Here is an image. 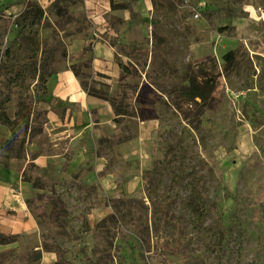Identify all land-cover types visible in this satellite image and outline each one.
Masks as SVG:
<instances>
[{"label": "rangeland", "instance_id": "obj_1", "mask_svg": "<svg viewBox=\"0 0 264 264\" xmlns=\"http://www.w3.org/2000/svg\"><path fill=\"white\" fill-rule=\"evenodd\" d=\"M84 6L0 0V100L25 140L19 153L0 149V162L24 167L28 200L44 203L53 225L42 237L0 236V264H38V244L57 264H264V0H152L145 9L131 0L102 12L111 32L94 28ZM96 39L126 71L93 69ZM66 68L124 112L113 114L118 132L106 124L96 140L104 167L68 172L59 131H36L38 112L68 104L49 95ZM205 77L213 99L186 118L177 96ZM149 118L157 129L143 136ZM11 137L3 124L0 139Z\"/></svg>", "mask_w": 264, "mask_h": 264}, {"label": "crops", "instance_id": "obj_2", "mask_svg": "<svg viewBox=\"0 0 264 264\" xmlns=\"http://www.w3.org/2000/svg\"><path fill=\"white\" fill-rule=\"evenodd\" d=\"M129 1L131 0H84V7L90 14L94 28L101 32H111V23L102 12L112 11L114 10L112 5ZM138 2L139 6L145 9L151 5L152 0ZM93 43V69L96 72L118 76L120 64H125L126 60L122 58L119 60L114 48L105 39H96ZM49 87V95L57 99L59 105L68 103L65 105L68 107L61 109L56 105L47 107L48 121L45 125V128H56L60 134L59 138L64 139L63 152L70 159L67 165L68 172L80 170L86 161L94 163L96 168L104 167L106 159L97 155L94 146L96 140L106 134V129L103 128L106 124L113 133L118 132L114 129L117 125L112 104L109 100L89 94L82 86L78 75L70 68L52 76ZM94 112L99 118H95ZM157 125V118L145 120L141 125L142 135L147 136L157 129ZM2 128L0 122V131ZM34 158L38 163L45 164L48 157L39 154ZM11 160L15 161L14 158ZM23 171L24 167L8 166L0 162V233L18 236L36 232L42 237L53 230L50 213L43 210L44 203L28 204L34 189L31 182L25 179ZM36 250L41 254L38 264H57L58 254L55 250H47L41 244L36 245Z\"/></svg>", "mask_w": 264, "mask_h": 264}, {"label": "trees", "instance_id": "obj_3", "mask_svg": "<svg viewBox=\"0 0 264 264\" xmlns=\"http://www.w3.org/2000/svg\"><path fill=\"white\" fill-rule=\"evenodd\" d=\"M84 51H88L87 47L84 48ZM232 57H233L232 52L227 53L226 55L227 59L232 60ZM120 65H121V69L123 71H126L127 66L125 64H120ZM71 70L75 72L77 75H79V73L76 71L75 68H71ZM127 72L132 74L131 71L127 70ZM190 84H191L190 86L182 89L180 94L177 96V101H176L177 108L181 113L185 115L186 118H189V116L191 115V111L194 108L197 110V112H202L206 108V106L213 99L212 93L216 87L215 80L212 77H205V79H203L201 82H197L196 80H193ZM85 89L87 90V88ZM88 93L97 96L101 99L111 100L116 115L124 114V112L117 110L116 100L114 99V97H109L108 95L105 94L104 96L98 95L90 90H88ZM3 105L4 103H2V101L0 100V122L2 125L3 124L7 125L10 132H12V137L0 139V149L5 150L8 154L15 152L19 153L23 148L22 145H24L25 140L23 139L19 141L18 140L19 136H17L14 132L15 126L18 125V117H16L15 119L10 117L9 114H7L6 109L3 107ZM38 116L43 117L40 122V126L37 128L38 130H36L39 133H41L43 132L44 126L46 125L48 118H44V116H42L41 111L38 112ZM114 120L116 123L119 122L118 118H115ZM33 130L34 129L32 126L31 131ZM18 141H19L18 144L19 148L18 151H16L17 147L15 146V143ZM28 204H31L29 200H28ZM0 236L3 237V241H1L2 244H7L11 242L12 238L14 237L13 235H8V234L5 235L3 233H0ZM46 249L48 250L47 247Z\"/></svg>", "mask_w": 264, "mask_h": 264}]
</instances>
